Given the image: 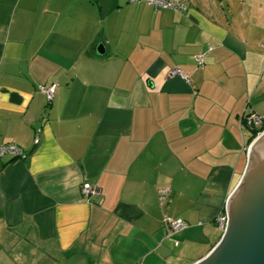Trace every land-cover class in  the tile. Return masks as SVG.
Listing matches in <instances>:
<instances>
[{"label": "crops", "instance_id": "obj_1", "mask_svg": "<svg viewBox=\"0 0 264 264\" xmlns=\"http://www.w3.org/2000/svg\"><path fill=\"white\" fill-rule=\"evenodd\" d=\"M172 1L0 0V143L27 152L0 158V264H193L219 241L264 115V0Z\"/></svg>", "mask_w": 264, "mask_h": 264}, {"label": "water", "instance_id": "obj_2", "mask_svg": "<svg viewBox=\"0 0 264 264\" xmlns=\"http://www.w3.org/2000/svg\"><path fill=\"white\" fill-rule=\"evenodd\" d=\"M98 51L104 53L102 44ZM225 211L228 221L220 240L193 264H264V130L249 146L245 170Z\"/></svg>", "mask_w": 264, "mask_h": 264}, {"label": "built area", "instance_id": "obj_3", "mask_svg": "<svg viewBox=\"0 0 264 264\" xmlns=\"http://www.w3.org/2000/svg\"><path fill=\"white\" fill-rule=\"evenodd\" d=\"M129 1L130 2H146L150 5H152L156 9H166V8L184 9L186 7L183 2H175L172 0H129ZM197 62L199 65H203L204 64V55L198 56ZM170 75H172V76L173 75H180V76L185 78V75L183 74V72L178 68L172 69V71L170 72ZM57 88H58L57 82H51L49 84L39 85V90L47 96V99L49 102H51L54 99ZM248 121H249V124H251L252 126L261 125L264 128V115H253L251 117H248ZM34 142L35 143L39 142L38 136H36L34 138ZM5 155H10V156L17 158V159L18 158L19 159H25L27 157V152L16 144H13V143L2 144V143H0V158H2ZM82 192L86 195L90 194V193H94V194L99 193L98 189L95 186L91 185L90 183H84L83 184ZM169 194H170V189L162 188V189L158 190V197H159V202H160L161 206L167 201ZM164 221L168 225H170V228L173 231H178L180 229H183L187 225L186 221L181 217L171 218L167 215H164ZM227 221H228V217L226 214H224L223 217L221 218V223L223 224V225L222 224L221 225H222L223 229H225L224 226H226Z\"/></svg>", "mask_w": 264, "mask_h": 264}, {"label": "trees", "instance_id": "obj_4", "mask_svg": "<svg viewBox=\"0 0 264 264\" xmlns=\"http://www.w3.org/2000/svg\"><path fill=\"white\" fill-rule=\"evenodd\" d=\"M253 129V134H252V137L250 138L249 142H248V145H250V143L254 140V138L258 135L259 132H261L263 130V126L261 125H254L252 127ZM224 212H225V209H224ZM223 212V213H224Z\"/></svg>", "mask_w": 264, "mask_h": 264}, {"label": "rangeland", "instance_id": "obj_5", "mask_svg": "<svg viewBox=\"0 0 264 264\" xmlns=\"http://www.w3.org/2000/svg\"><path fill=\"white\" fill-rule=\"evenodd\" d=\"M263 130H264V128H263ZM261 132H262V131H261ZM261 132H259L258 134H260ZM257 136H258V135H257ZM250 144H251V143H250ZM249 146H250V145H249ZM249 146H248V149H249ZM224 214L227 215L226 211L223 213V215H224ZM223 215L219 217V220H218V221L220 222V224H222V223H221V218L223 217ZM222 225H223V224H222ZM224 227L226 228V226H224ZM224 231H225V229H223V233H224ZM223 233H222V235H223ZM222 235H221V236H222ZM220 238H221V237H220ZM219 240H220V239H219Z\"/></svg>", "mask_w": 264, "mask_h": 264}]
</instances>
